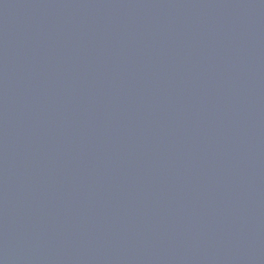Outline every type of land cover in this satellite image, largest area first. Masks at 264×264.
<instances>
[{
	"label": "water",
	"instance_id": "95a60500",
	"mask_svg": "<svg viewBox=\"0 0 264 264\" xmlns=\"http://www.w3.org/2000/svg\"><path fill=\"white\" fill-rule=\"evenodd\" d=\"M0 264H264V0H0Z\"/></svg>",
	"mask_w": 264,
	"mask_h": 264
}]
</instances>
